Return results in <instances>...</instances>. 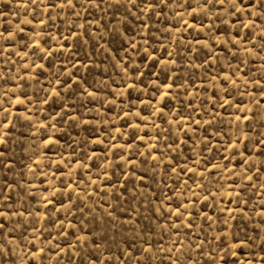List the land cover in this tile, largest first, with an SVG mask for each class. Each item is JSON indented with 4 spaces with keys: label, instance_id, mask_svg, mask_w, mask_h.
<instances>
[{
    "label": "rangeland",
    "instance_id": "1",
    "mask_svg": "<svg viewBox=\"0 0 264 264\" xmlns=\"http://www.w3.org/2000/svg\"><path fill=\"white\" fill-rule=\"evenodd\" d=\"M0 264H264V0H0Z\"/></svg>",
    "mask_w": 264,
    "mask_h": 264
},
{
    "label": "snow or ice",
    "instance_id": "2",
    "mask_svg": "<svg viewBox=\"0 0 264 264\" xmlns=\"http://www.w3.org/2000/svg\"><path fill=\"white\" fill-rule=\"evenodd\" d=\"M3 227V225H0V228H2Z\"/></svg>",
    "mask_w": 264,
    "mask_h": 264
}]
</instances>
